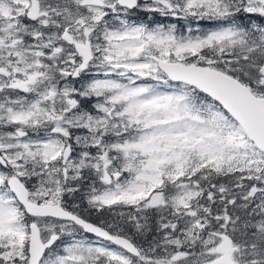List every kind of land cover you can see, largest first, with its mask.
Listing matches in <instances>:
<instances>
[{
  "label": "snow or ice",
  "instance_id": "6c2138e0",
  "mask_svg": "<svg viewBox=\"0 0 264 264\" xmlns=\"http://www.w3.org/2000/svg\"><path fill=\"white\" fill-rule=\"evenodd\" d=\"M0 264H264V0H0Z\"/></svg>",
  "mask_w": 264,
  "mask_h": 264
}]
</instances>
